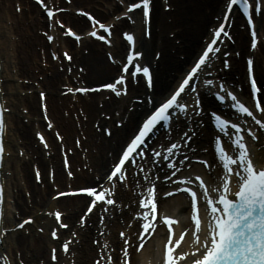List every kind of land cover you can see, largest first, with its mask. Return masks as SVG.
<instances>
[{
    "label": "bare ground",
    "instance_id": "6f19581e",
    "mask_svg": "<svg viewBox=\"0 0 264 264\" xmlns=\"http://www.w3.org/2000/svg\"><path fill=\"white\" fill-rule=\"evenodd\" d=\"M71 5L66 2V0H44L46 7L53 8L57 10L56 14L54 12L53 18L49 19L45 15V11L40 8L33 0H0V64L1 68V77L6 78L7 84L5 83L6 93L5 97L7 98V106L12 107V110L18 108V106H23L29 109L28 114L24 112H18L14 114L8 113L5 114L6 124H7V133L5 136L9 138L6 151H10L14 155V158H7L8 169L11 170V185L12 188H16L14 195V206L17 211L15 213L27 215L24 217L27 218L35 214L33 209L36 211L42 207H48L52 209L53 207L59 206L63 211L66 212L65 219L74 223L75 216L80 211V208L84 204L83 197H73V198H61L57 201L50 200L51 193L49 190H52L53 186H46L45 190H42L39 184L34 182L33 174H30L29 170L32 168L34 163H37L41 168V174L43 179H46L48 175V169L50 164L58 157H61L60 154V143H58L54 138V130L48 131L44 129L45 122L43 116L41 115L40 106H39V96L36 93L32 95H27L20 97L18 89H32L29 87V83L35 89H41L40 91L46 90L47 95V108L46 114L50 119V123L54 126V129H58L60 134L64 135V143H66L68 148L73 150V154L69 153V158L71 162V169L75 172L74 179H67L66 172H64L62 166L56 165L55 162V181L56 183L65 186L67 183L82 184V179L85 177L88 179H94L95 175L100 176V180L105 178L106 169L111 164L112 160L110 159V153L112 152V157L119 151L122 143L125 142V139L132 133V129L138 123V119L143 113L138 110V105L136 104L135 109L128 112V107L130 103L122 97L117 99L115 97L110 98V100L104 99L101 108L99 104L96 103V98L100 100L101 96H104L108 93L104 92L99 95V93H76L79 98L78 103L69 102L72 96H64L61 94V83L62 79L71 82L69 85H74V80L69 79L65 73L59 71L60 65L55 63L51 56L49 55L48 49L49 46L47 40L39 33V28L46 30V33L53 35L55 37L54 42L51 44L53 47H57L56 43L60 42L61 49H70L74 55V62L84 66L85 73H83V80L87 82L100 81L99 83H93V85H100L107 83L111 77L117 74L118 67L115 64L110 63L106 60V57H103V53H106L107 50H112L116 57L121 55L126 49V43L121 39V30L132 29L137 32V40L139 47L144 51L143 61L153 60L155 63L154 71V80L153 84V96L155 100L164 98L171 91L172 87L178 82V78L186 70L185 68L193 61L196 53L200 50L202 44V37H205L209 32V26L215 23L213 15H218L220 7L224 0H170V5L173 8L168 11L163 10L164 4L162 0H151L154 2L153 6V15H152V36L151 38H145L143 36L144 23L140 21L142 19L140 10L135 11H126V8L132 4V1L135 0H70ZM125 4V7L122 4ZM53 6V7H52ZM73 9L72 11H67V9ZM83 10L94 12L100 20L109 21L114 23L112 19L116 16H120L114 33L109 39L113 40L114 48H107L104 44H101L99 41L96 42L90 38L83 40V48H78L76 43L71 39L60 35V32L63 31V27H74L80 33L83 32L85 28L88 27V20L80 15H76L75 10ZM125 9V12H124ZM14 10V11H13ZM19 11V12H18ZM59 11V12H58ZM133 18H137L135 25H130L129 21ZM235 23L233 25V34L236 37V44L234 45L235 50L239 49L241 56L251 55L248 50L247 41L249 39L248 31L241 30L238 26L240 20L238 17L234 16ZM257 26L259 31L262 32L261 42L258 45L259 48L255 51L254 63L256 67V73L259 76L260 83H264V12L257 18ZM108 22V23H109ZM62 23V24H61ZM64 25V26H63ZM63 26V27H62ZM50 29V31H48ZM14 38H11V36ZM88 48L87 54L84 53L83 49ZM43 49V50H42ZM153 51L154 54H153ZM234 52V50H233ZM158 58L156 60L155 55ZM181 55L183 59H181ZM46 57V61L49 65L43 66L42 62ZM233 70L230 74H236L239 70L243 68L241 61L237 57L232 58ZM16 69L17 77L10 74L11 69ZM38 70V72H36ZM227 73H224L226 77ZM28 78L22 82L21 85H17L18 80L22 78L21 76ZM44 76L41 82L39 81L40 86H37V82H34L36 78L39 79L40 76ZM232 77V76H231ZM33 79V80H32ZM68 79V80H67ZM239 81H242V76H240ZM13 80H17V83ZM104 80V81H103ZM145 83H139L136 85L133 82L129 83V90L131 95H149L148 90L146 89ZM89 86V87H90ZM81 87V85L79 86ZM73 88H77L74 86ZM12 98L8 97V95ZM143 94V95H142ZM262 98L264 102V90L262 92ZM137 97V96H136ZM16 101L15 104L10 102ZM10 101V102H9ZM70 108L68 115L63 113V109L67 106ZM82 107L83 111L88 115V120L84 121L83 117H75L77 115V110ZM38 111V113H37ZM106 112L105 114L114 115L116 112H120L119 117L114 118V126L112 127V134L110 137L103 136L97 132V129L94 126V121L99 120V126L103 127L105 125L111 126L112 121L106 120L104 117H101V112ZM37 113V115H36ZM76 113V114H75ZM129 113L126 123L122 128L116 126L117 121H120L124 116ZM75 116V117H74ZM29 117L28 121L25 122L24 119ZM38 117V118H37ZM41 117V120L39 118ZM20 120V121H19ZM37 122V123H36ZM77 122L80 123V128L77 126ZM210 126L207 127L206 134L210 133ZM36 129H41L46 134V141L50 145V156L45 154L43 150L44 145L39 144L38 141L34 138L32 141L31 132H34ZM15 136V140L13 136ZM20 137L23 139L21 143L18 142L17 138ZM75 139L80 140V148L74 143ZM206 136L201 137L199 140L196 139V143L205 142ZM37 143V146L33 145ZM261 143L257 144L252 150L257 151L256 147H259ZM18 145V148L14 147ZM24 151V156L19 155V150ZM42 149V151H41ZM261 151H264V147L261 146ZM18 150V151H17ZM57 150V152H56ZM83 159V154H85ZM37 154V155H36ZM206 156V155H205ZM29 158V159H27ZM62 159V158H61ZM31 167L29 168V165ZM88 164L86 170L81 169L77 170V166H83ZM61 165V164H60ZM25 174L24 177H21L20 173ZM210 180V175H207ZM25 179L24 184H20L19 179ZM89 181V180H88ZM85 187V186H83ZM29 190L32 194L33 207H30L26 204V200L22 197V193ZM40 196L38 202H36V197ZM130 194L120 195L119 199L126 200L123 205L126 204L127 199ZM12 197V196H10ZM36 202V203H35ZM162 208L167 210H177L178 213L183 214L186 205L183 196L174 195V197L169 199H164L162 201ZM174 206L176 208H174ZM173 210V211H174ZM11 212L9 211V214ZM14 213V214H15ZM33 213V214H32ZM11 215V214H10ZM35 220H38L36 215H33ZM12 215L10 216V218ZM9 218V219H10ZM10 225L19 224L16 214L14 218L8 222ZM41 223V222H40ZM46 231L51 222L47 220ZM41 225V224H40ZM34 229V228H33ZM23 230L15 231L16 233L14 242L11 244V248L7 247L6 241H4L3 246L6 252L10 253L13 257V263L17 264L18 260L23 259L27 264L33 262L34 259L42 257L45 250H49L50 243H53L52 240L47 238V234H37L33 233V240L28 239L23 233ZM82 244L81 247H72L74 249L81 250L79 257L77 258L78 264H88L85 260L86 257L95 254L94 247L89 243V238L94 235V231L90 228H87L82 233ZM112 242H117V239L111 236ZM119 242V240H118ZM118 242L116 244H118ZM154 246L150 245L144 251V253L138 254L137 256H145L146 259L150 257L151 249ZM17 251H20L21 257L16 258L14 254ZM31 253V256H27V252ZM84 254V255H83ZM83 257V258H82ZM82 258V259H81ZM46 264H53L52 262H47ZM134 264H137L136 261Z\"/></svg>",
    "mask_w": 264,
    "mask_h": 264
},
{
    "label": "snow or ice",
    "instance_id": "6c2138e0",
    "mask_svg": "<svg viewBox=\"0 0 264 264\" xmlns=\"http://www.w3.org/2000/svg\"><path fill=\"white\" fill-rule=\"evenodd\" d=\"M43 3V0H41ZM151 0H138V3L130 4V9L140 8L142 6L143 16L146 22L150 19ZM233 5H241L245 14H248V22L252 24V18L249 14V9L252 7L249 4V0H228L226 7L231 9ZM166 7H171L167 4ZM254 11L260 10L259 3L254 5ZM48 15L51 17L53 12L51 9L48 10ZM225 19L227 17L225 16ZM104 27V25H101ZM224 24H220L219 29L216 30L215 34L220 35L221 31L224 29ZM71 31V29H69ZM95 35V33H93ZM150 34V33H146ZM129 40L133 37L130 34H126ZM253 47H255V36L256 33L253 31ZM103 38V37H102ZM51 39V37H49ZM208 50L212 49V44L207 45ZM208 51H205L200 57L199 62H204L208 56ZM67 55V54H66ZM135 56L142 55L140 52H135ZM159 55V53H157ZM132 57L130 56L129 59ZM252 60H248L249 74L252 73ZM199 63L192 68L188 76H192L193 73L197 71ZM136 72H143L144 75L148 76V83L151 86V74L150 70L146 66L135 65ZM135 73H133L134 75ZM123 79V77H121ZM189 83L188 79L185 78L184 81L179 85V88L173 93L170 98L166 99L163 103L159 105L146 119L143 120V126L139 129L138 134L131 140L127 146V150L123 153V158H121L119 164L116 166V170L119 171L120 165L124 163V159H127L130 151L135 149V146L142 142V138L145 137L149 132L152 131L153 127L158 121L167 119L168 109L173 106H178L179 108H185V105L179 104L177 97L181 91H183L184 86ZM208 83H211L210 81ZM99 87L102 88H112L111 84H101ZM253 91L257 90L255 79L252 80ZM83 91V89H82ZM43 95V93H41ZM233 99L236 98L233 96ZM199 103V101H197ZM236 106L245 113H249L247 107L240 104L237 101ZM259 102L257 107H259ZM251 114V113H249ZM218 123L217 127L224 129L226 125L229 124V120L222 119L221 117H216ZM231 127L235 130H239L238 124H232ZM241 139L234 141L239 151L238 157H233L228 155V152L217 138V146L220 152V159L222 161L223 168L227 170V180L223 184V193L219 197L218 204L214 200L209 199L207 203L211 206L212 224L209 225L212 231L205 238V241L201 244V248L204 249L201 257L193 261V264H264V168H256L253 164L250 154L247 151V145L241 143ZM204 163H208L205 161ZM232 165H239L237 168H233ZM115 175V172L113 173ZM235 175L237 177V182L239 185V190L234 194L233 198H229L227 193L230 191L229 183L231 181V176ZM111 179V177H109ZM167 179V177H166ZM197 177V180H200ZM204 182L201 180V186ZM155 188L153 186L152 191ZM77 191L84 193H91L96 197L97 200L103 199L104 197L94 191L92 188L78 189ZM193 199V208L196 207V197L197 193L191 188H187ZM207 191V189H205ZM165 195H170V193H165ZM151 200V197H150ZM112 203V201H109ZM143 203V201H142ZM147 207V205H144ZM155 202L152 201V208L155 209ZM218 214V215H217ZM56 217H60V213L57 212ZM195 218V217H194ZM31 220V217L28 218ZM165 219H168L167 217ZM150 225H145L144 231L147 232ZM199 227V220L197 219V228ZM52 235L55 237L56 232L54 231ZM123 235V233H122ZM199 239V237H197ZM127 243V241H125ZM179 243V241H177ZM67 248V244L64 245ZM195 251H200V249H195ZM172 249H168V253H171ZM186 255V254H185ZM55 259V256H53ZM110 259V257H109ZM172 257L168 256L165 264H171Z\"/></svg>",
    "mask_w": 264,
    "mask_h": 264
},
{
    "label": "rangeland",
    "instance_id": "374dc122",
    "mask_svg": "<svg viewBox=\"0 0 264 264\" xmlns=\"http://www.w3.org/2000/svg\"><path fill=\"white\" fill-rule=\"evenodd\" d=\"M14 11V10H13ZM19 12V11H18ZM39 31H41V30H43L42 28H39L38 29ZM11 36V35H10ZM11 38H14V36H11ZM84 50H87V49H84ZM103 54V53H102ZM103 57L105 58V55L103 54ZM45 63H46V61L45 60H43V62H42V65L44 66L45 65ZM45 67V66H44ZM36 72H38V70H36ZM17 72H16V69L14 68V69H11V71H10V74H13V76H15V77H17V74H16ZM22 78H20L19 79V84L21 85L22 84V80L23 79H28V78H26V77H24L23 75L21 76ZM43 77L44 76H40L39 77V79L38 78H36V80H34V82H37V83H39V81L41 82V80L43 79ZM33 80V79H32ZM14 81H16V83H17V80H14ZM97 82H100V81H97ZM61 83H63V82H61ZM30 86H33V84L32 85H30ZM22 92V91H21ZM76 114V113H75ZM32 133V132H31ZM18 140L20 141V137H18Z\"/></svg>",
    "mask_w": 264,
    "mask_h": 264
}]
</instances>
